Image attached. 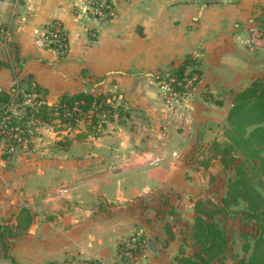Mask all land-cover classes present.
Here are the masks:
<instances>
[{
	"label": "crops",
	"instance_id": "obj_1",
	"mask_svg": "<svg viewBox=\"0 0 264 264\" xmlns=\"http://www.w3.org/2000/svg\"><path fill=\"white\" fill-rule=\"evenodd\" d=\"M108 4L99 20L85 0H0V62L9 65L0 92L30 82L51 105L113 93L128 113L96 138L56 146L64 133L43 128L31 150L9 160L0 150V224L16 226L23 209L31 217L0 264H115L118 243L134 234L156 243L141 264H174L182 247L191 250L194 202L226 194L232 172L208 151L225 140L234 95L264 79V50L244 45L249 27L264 25V0ZM52 22L67 35L62 58L38 42ZM187 57L199 62V80L190 98L167 104L156 77ZM82 126L75 135L86 134Z\"/></svg>",
	"mask_w": 264,
	"mask_h": 264
},
{
	"label": "trees",
	"instance_id": "obj_2",
	"mask_svg": "<svg viewBox=\"0 0 264 264\" xmlns=\"http://www.w3.org/2000/svg\"><path fill=\"white\" fill-rule=\"evenodd\" d=\"M15 63L19 65L17 60ZM3 66L9 65L0 62V67ZM200 73L197 59L187 57L179 67L168 69L156 79L158 82L174 79L173 88L183 93L186 79L197 77L192 87L194 89ZM180 83L182 85L179 86ZM30 87V82H27L26 87L22 88L19 84L10 94L0 92V115L1 109H6L11 115L9 124L26 131L49 124L54 125L57 131H73L79 124L85 126L86 134H77L72 139H68V135L64 136L62 141L55 143L56 146H66L72 140L84 136L99 137L109 124L122 125L128 117L122 104L116 105L109 94L89 93L65 95L52 106L38 111L23 107L24 99L19 95L17 104L20 107L13 113L15 104L11 100L17 88L27 94ZM35 89L40 93L37 87ZM206 98L212 100L209 94H206ZM231 104L223 132L225 141L213 142L208 154L211 160L218 159L222 168L230 170L233 175L227 180V191L223 198L216 202L208 198L194 202L191 250L186 252L182 247L174 258V264H222L230 251V240L221 220L236 214L242 216L240 220L244 223L243 226H249V229L241 232L242 256L236 259L235 264H264V79L256 80L236 93ZM56 121L58 123L54 124ZM3 157L9 160L7 155L3 154ZM241 204L244 208L236 211L235 208ZM30 222L29 212L23 209L16 226L0 224V257L8 258L9 240L19 230L27 228ZM167 234L168 239L173 240V234L170 231ZM142 238L144 237H140ZM129 242L130 238H126L118 243L117 256L121 257L120 264H126L125 246ZM134 247H138V244ZM70 261L99 264L98 260L76 259H69L61 264ZM13 263L15 264L14 261Z\"/></svg>",
	"mask_w": 264,
	"mask_h": 264
},
{
	"label": "built area",
	"instance_id": "obj_3",
	"mask_svg": "<svg viewBox=\"0 0 264 264\" xmlns=\"http://www.w3.org/2000/svg\"><path fill=\"white\" fill-rule=\"evenodd\" d=\"M109 0H85V3L88 7L89 14L96 19H104L110 13V7L108 5ZM195 1H206V0H195ZM109 11V12H108ZM3 40L8 42L9 33L4 32ZM39 44L53 51L58 55V57H65L68 51V40L66 32L63 26L59 23H52L49 27H45L39 36L38 39ZM245 47L252 53H258L264 50V25L261 23H256L255 25L249 27L248 36L244 42ZM197 80V77L194 76L192 78L186 79V83L184 85L185 91L180 93L176 89L173 88L175 84L174 79H170L169 81H161L160 86L163 90L162 98L165 103L171 104L178 100H186L192 96L194 86V82ZM182 83L179 84V86ZM36 86L31 84L29 93L25 94L20 89L17 88L14 97L12 98V102L15 104V110L13 109V113H15L17 107H20V104H17V100L19 95L23 96V107L27 106L34 111H38L44 107L52 106L49 104L43 97V95L36 91ZM112 100H115L114 98ZM110 103V100L108 101ZM0 115V150L2 154H5L9 157V159L13 158L20 151L29 150V146L32 143V135L34 130L30 128V130L26 131L23 128L18 126H12L9 124L10 122V114L4 108L1 109ZM40 128H44V126H39ZM64 133V136H67L70 133V129H65V131H61ZM158 163V159H153L149 162L151 165H156ZM61 192H63L61 190ZM141 236L137 234L132 235L130 238V242L125 246V257L127 258L126 264H141L142 260L147 251L148 240L146 238L140 239ZM138 244V247H134L135 244ZM118 257V262L115 264H120V256ZM64 264H82L78 261H70ZM99 264H102L99 261Z\"/></svg>",
	"mask_w": 264,
	"mask_h": 264
},
{
	"label": "rangeland",
	"instance_id": "obj_4",
	"mask_svg": "<svg viewBox=\"0 0 264 264\" xmlns=\"http://www.w3.org/2000/svg\"><path fill=\"white\" fill-rule=\"evenodd\" d=\"M160 88H161V86H160ZM160 91H161V95H163V90L161 89ZM111 94H113V93H110V96H112ZM115 104L116 105L121 104V101H119V99H117V96H116V99H115ZM57 123H58L57 121L54 122V124H57ZM44 128L52 129L55 132L57 131L55 129V126L54 125H50V124L49 125H45ZM34 129H33L34 133L32 135V137H33L32 138V143L29 146V150L34 148L36 143L40 140V137H42V135L39 134L40 130L42 128L34 127ZM82 129H84V127L82 126V124H79L73 131H70V133H68V135H69L68 139L74 138V136H75V134L77 132H82L83 131ZM61 131H65V130L63 129ZM243 208H244V206L241 204L235 209H236V211H239V210H241ZM241 217L242 216L240 214H236V215H232V216L223 218L221 220L222 226L226 229L228 237H229V240H230V251L228 253L227 258L225 259V261L222 264H235L236 259L242 256V240L240 239V236H241L242 230L243 231H247L249 229V226L248 227L243 226L244 223L240 220Z\"/></svg>",
	"mask_w": 264,
	"mask_h": 264
},
{
	"label": "water",
	"instance_id": "obj_5",
	"mask_svg": "<svg viewBox=\"0 0 264 264\" xmlns=\"http://www.w3.org/2000/svg\"><path fill=\"white\" fill-rule=\"evenodd\" d=\"M261 21H262V19H261ZM137 231H138V229H137ZM147 247H148V249H149L151 252H156V243H154V242H150V243H148Z\"/></svg>",
	"mask_w": 264,
	"mask_h": 264
}]
</instances>
